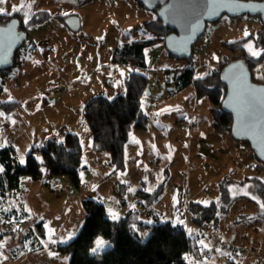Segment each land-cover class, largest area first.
<instances>
[{"label":"rangeland","instance_id":"374dc122","mask_svg":"<svg viewBox=\"0 0 264 264\" xmlns=\"http://www.w3.org/2000/svg\"><path fill=\"white\" fill-rule=\"evenodd\" d=\"M84 1L80 6L72 2L58 4L59 11L74 12L79 17L78 32H71L57 18L40 25L44 31L50 23L55 26L44 36L48 40L44 44L48 62L37 49L29 47L28 38L19 51L21 63L7 74L2 73L0 100L15 99L19 106L12 112L16 115V119L9 121L12 124L0 127V148L13 145L15 158L18 162L21 158L25 161L32 148H39L54 137L61 139L66 133H74L79 138L82 164L87 170L81 172L78 188L65 176L24 183L12 203L23 207L27 219L3 216L0 211V244H3L0 263L68 264L69 256L54 254V247L78 234L85 217L82 202L93 199L105 203L111 220H117L113 215L119 219L133 209H139L144 217L148 208L159 211L162 221L173 224L182 223L185 216L184 226L191 225L194 232H200L199 242L206 245L193 246V251L211 258L207 264H227L226 256L231 253L229 244L231 248L237 247L230 254L233 260L230 264H264V218L256 216L260 199L251 183L238 185L245 177L264 181V165L247 143L218 135L213 130L209 117L211 104L206 97L196 98L191 87L175 97H160L154 91L143 95L141 108L148 117L147 129L129 134L125 167L121 171H113L109 154L94 147L82 116L89 98L111 99L124 94L123 82L131 71L143 73L154 81L161 69L185 65V62L169 56L160 45L146 50L145 69L112 64L114 47L129 41L130 37L140 39L142 23L155 19L156 13L147 11L134 0H130L132 5L128 0ZM133 2L138 9L133 8ZM261 26L258 17L247 15L236 18L223 15L218 21L207 23L204 33L209 42L198 58L191 56L194 75L200 77L212 70L219 71L221 64L240 59V52L232 54L222 44L247 37L245 32L255 36ZM194 46L198 52V45ZM244 47L249 55L256 50L251 42ZM251 75L253 82L264 85V79H260L264 76V59L252 68ZM161 80L165 82V78ZM186 96L191 99H183ZM223 179L232 181L229 189L236 197L229 213L218 214L217 226L192 225L184 204L198 201L206 205L214 201ZM119 184L125 185L122 194H119ZM160 185L157 200L145 206L137 196L138 190L153 193ZM0 209L3 208L0 206ZM39 222L44 228L42 238L34 227ZM30 229L42 245L33 251H29L31 240L22 241ZM97 245H100L98 252L109 247L102 238L95 240L93 248ZM23 248L25 252L13 254ZM6 257L14 260L7 263Z\"/></svg>","mask_w":264,"mask_h":264},{"label":"trees","instance_id":"16d2710c","mask_svg":"<svg viewBox=\"0 0 264 264\" xmlns=\"http://www.w3.org/2000/svg\"><path fill=\"white\" fill-rule=\"evenodd\" d=\"M135 1L141 5L137 0ZM255 1L264 2V0ZM67 17L68 15L52 16L46 11H37L29 17L27 24L17 14L0 15V24L18 18L20 28L28 32L52 18L64 23ZM142 28L143 33L148 37L115 47L111 56L112 64L145 69L147 66L145 51L157 45L164 47V38L171 33L157 18L144 22ZM248 42L255 45V49H264V27L261 26L255 36L248 35L237 41L225 42L222 46L232 54L240 52V59L251 71L255 65L263 61L264 55L259 60L249 55L244 47ZM20 49L21 47L14 56L13 67L21 63ZM168 55L185 62L181 68L172 71L163 70L162 74L170 77L169 83L163 82L164 87H168V93L174 96L192 86L196 98L206 97L211 104L209 117L213 130L218 135L232 138L230 135L232 117L220 110L226 87L220 82L219 73L227 63L221 64L219 71L212 70L196 77L192 68V57L182 59L169 53ZM12 68L1 73L7 74ZM149 84L148 76L134 70L123 82L124 94L116 95L111 99L103 96L91 97L83 106V120L89 129L94 147L109 154L113 171H121L125 167V145L129 134L132 131L147 129L148 117L141 108V98L146 94ZM17 107V102H0V109L6 114L14 112ZM14 153L13 145L0 148V165L5 169L0 174V198H2L0 201L23 190L24 183L45 178L51 180L65 176L74 187L78 188L81 182L80 174L87 170L82 164L79 138L74 133H66L61 139L52 138L41 147L32 148L26 155L23 165L18 162ZM247 183L254 186L257 196L264 201V181L256 177H245L238 182V185ZM231 184V180L223 179L219 183L218 197L209 204L188 201L185 204V211L189 222L198 228L207 224L217 226L218 214H228L236 201V197L229 189ZM118 188L119 194H122L125 185L119 184ZM161 188L160 185L153 193L140 190L137 196L141 197L145 206L149 207L157 200ZM82 206L85 218L78 234L69 242L54 247L57 254L69 256L68 264H189L187 254L193 249L194 244L182 225L173 224L169 220L162 221L156 212L151 211L145 220L141 219L138 211H128L119 219L111 220L107 216L105 203L93 199H85ZM257 206L256 216L264 218V209L259 204ZM35 227L42 236L41 222L36 223ZM97 238L104 239L109 247L104 251L91 253ZM24 239L31 240V245H35L36 239L30 230L27 231Z\"/></svg>","mask_w":264,"mask_h":264},{"label":"water","instance_id":"95a60500","mask_svg":"<svg viewBox=\"0 0 264 264\" xmlns=\"http://www.w3.org/2000/svg\"><path fill=\"white\" fill-rule=\"evenodd\" d=\"M147 11H154L156 18L171 33L164 38L165 50L174 56L188 59L192 55L193 46L198 38L204 34L206 24L214 23L221 16L231 18L240 16L258 17L264 27V2L255 0H229L226 7L221 8L219 14L203 13L205 0H137ZM15 21V23H13ZM65 26L71 32H78L80 20L77 16H68L64 20ZM27 32L20 28L18 18H12L0 24V52L6 49L5 63H0V71L13 67L14 56L27 39ZM10 45V46H9ZM236 75L242 76L244 84L254 89H264V85L252 81L251 71L247 64L236 59L227 63L219 73L220 82L226 87V94L221 101L220 110L232 117L230 135L233 140L248 144L254 156L264 165V146L260 138L252 132L243 129V113L240 111V83ZM149 94V89H146ZM254 118L257 123L264 124V93L256 94V110Z\"/></svg>","mask_w":264,"mask_h":264},{"label":"crops","instance_id":"0c3cea01","mask_svg":"<svg viewBox=\"0 0 264 264\" xmlns=\"http://www.w3.org/2000/svg\"><path fill=\"white\" fill-rule=\"evenodd\" d=\"M68 2H72L73 4H75L77 6L78 5L80 6L85 1L84 0H6V3H4L3 5H0V7H3L5 9L6 13H10V14H5V15L11 16V15L17 14L18 16H20L23 19V22H24V20L26 18H29L33 13H35L37 11H47V12H50L51 14H53V15H61V16H65V15L73 16L74 15V16H77L76 14H74V12L71 13V12H68V11H59L58 4H65V5H67ZM109 2L111 3L112 0H109ZM128 2H129L130 5H132L131 2H130V0H128ZM136 5L137 4H134V2H133V8L135 10L138 9V8H136L137 7ZM13 6H15L16 8H18L19 10L18 11H12ZM141 18H145V16H142ZM151 20H154V19H148L147 21H151ZM147 21H144V22H147ZM40 27H43V26L34 27V28L30 29L27 32L28 38H30V42H31L29 44L30 46L29 45L28 46L30 48L33 47V48L37 49L39 51V54L46 60V62H48L49 61V59H48L49 55H47L48 54V51H45L44 50V48H45L44 44H47L48 43V40L46 38L44 39V36L46 34V31L47 32H49L51 30L53 31L54 30L53 27H55V26L52 23L48 24L47 27H46L47 29H45L46 31H44L43 28H40ZM80 28H81V20H80ZM127 30L130 31V27L127 28ZM104 32L105 31H103V33L101 35L102 36V39L105 36V33ZM125 34H127V33H125ZM125 36H129V35H125ZM147 37H148V35H145L143 33V30H142V37L140 39H136V40H141V39H144V38H147ZM131 41H134V40H132L131 37H130L129 41H126L125 43L131 42ZM122 44H124V43H122ZM157 46H160V45H157ZM29 47L27 49H29ZM115 47H117V46H115ZM115 47H114V49H115ZM114 49H113V51H114ZM151 56H153L152 53H151ZM145 60H146V53H145ZM146 65H147V61H146ZM183 66L184 65L174 66V67H169V68H163V69H161V71H159V74L157 75L156 79L154 81H150L151 83H150V85L148 87L149 94H152V92L154 91L157 96H160L161 97V96H165L166 95L168 97L170 95L168 93V87H164L163 81L161 80L162 78L165 77L162 74L163 73V70L167 69V70L172 71L174 69L181 68ZM190 87L193 90V96H194L195 95L194 88L192 86H190ZM188 88H186V89H188ZM185 90H183L181 93H183ZM2 92H3V89L0 90V97H1ZM181 93H179V94H181ZM179 94H177V95H179ZM177 95H174V96L170 95V96L171 97H175ZM195 97H196V95H195ZM183 99H188V101H189L191 99V97L190 96H186ZM0 102H7V101H1L0 100ZM8 102H17L18 103V106H19V102L17 100H15V99L12 100V101H8ZM0 111H2V110L0 109ZM14 112H15V110H14ZM6 117H7L6 119H0V127H2L3 125H6V124H12L9 121H11L13 119H16V115L13 114V113L6 114ZM54 138H57V137H54ZM56 180H58V179H56ZM13 197H14V195H11V196L9 195V196H7V198L5 200L0 201V206L3 209H5V208L7 209V211H2L1 214L3 216H10V217L16 216L18 218H20V217L23 216V217H25L27 219V214L23 210V207H18V206L14 205L12 203ZM184 206H185V204H184ZM130 211H132V210H130ZM133 211H138L141 219H143V220H145V218L146 219L148 218V215H149V212L150 211L151 212H156L157 215H159L160 217H162L161 214L159 213V211H156L155 209H149V208L146 209L145 210L144 217H142L141 211L139 209L138 210L133 209ZM84 213H85V211H84ZM185 220H186V217L183 216L182 223H178L177 225H182L186 229L187 233L193 239L194 246H196V247L201 246V244L199 242L200 241V237H197V235L200 236V234H198L200 232H194V230L191 229V225H188V227L187 226L185 227L184 226L185 225ZM34 227H35V225H34ZM188 229H190V232H189ZM30 231L32 232V235H34L33 230L30 229ZM43 234H44V228H43ZM33 237L36 239V242H35V245L30 246L31 248H30L29 251H33V250H35L37 248H41L42 247V245L40 243V240L38 242L37 241V238L35 236H33ZM42 237H43V235L41 236V238ZM232 240H234V238H232ZM22 241L25 242L24 237L22 238ZM227 248L231 251V253H228L227 254V256H226L227 259H225V260H226L227 264H230V262H233L232 257L230 256V254L233 255V252L234 251H237V247H232L231 248V244H229V245H227ZM207 251L209 253H211L210 250H207ZM21 252H25L24 248L21 249V251L20 250L15 251L13 254L15 256H18ZM53 252H54V254H57V252H55V251H53ZM210 259L211 258H206V257H204L202 255L196 254L193 251V249L187 254V261L189 262V264H207L210 261ZM245 259L247 260L248 257H245ZM13 260H14V257H12V259H10V260H8V258H7V261H8L7 263H9V262H11ZM1 261H2V259H0V262ZM3 263H4V261H3ZM3 263H0V264H3Z\"/></svg>","mask_w":264,"mask_h":264},{"label":"snow or ice","instance_id":"6c2138e0","mask_svg":"<svg viewBox=\"0 0 264 264\" xmlns=\"http://www.w3.org/2000/svg\"><path fill=\"white\" fill-rule=\"evenodd\" d=\"M229 0H205V7L203 10V13L206 14H219V11L221 8L226 7ZM6 3V0H0V5H3ZM19 9L13 6L12 11H18ZM10 14L6 13L5 9L3 7H0V15ZM29 18H26L24 20V23H28ZM15 23V21L13 22ZM249 34L245 32V36H248ZM151 38V37H150ZM10 46V45H9ZM253 48H255V45H253ZM5 53L6 49H4L2 52H0V63H5ZM264 55V49H256L251 52V56L257 60L260 59V57ZM218 59V58H217ZM235 78L239 80L240 83V89L238 90V95L240 96V111L243 113V129L247 132H252L256 136L260 138L261 145L264 146V124L257 125L254 113L256 110V94L257 92L264 93V89H254L250 86H247L244 84L242 76L236 75ZM260 79H264V76H261ZM11 101V98H9ZM6 114L2 111H0V119H6ZM21 164L25 163L24 159L21 158L19 161ZM5 171L3 165H0V174H2ZM131 190V189H130ZM247 194V193H246ZM253 199H256V197L253 195ZM2 199V198H0ZM257 202L260 204V207L264 209V201L257 200ZM207 203V202H205ZM0 211H7L6 209H0ZM113 219H118L117 216L113 215ZM51 240V238H49ZM71 239V237H69ZM51 242L55 243L54 240ZM66 242V241H62ZM203 243H201V247H205ZM0 247H3V244H0ZM100 250V245H97V247H94L91 249L93 253H97ZM52 253H50L51 255Z\"/></svg>","mask_w":264,"mask_h":264},{"label":"built area","instance_id":"2783aa9c","mask_svg":"<svg viewBox=\"0 0 264 264\" xmlns=\"http://www.w3.org/2000/svg\"><path fill=\"white\" fill-rule=\"evenodd\" d=\"M208 42H209V37L205 33L202 34L198 38V40L196 42V45H198V52H196L197 50H195V46H194V49H192V55L191 56L194 57V58H198L199 55H200V52L203 51L206 48ZM164 78H165V83H169L170 82V77L169 76H165ZM2 82H4V76H3V74L0 71V87L2 86Z\"/></svg>","mask_w":264,"mask_h":264}]
</instances>
